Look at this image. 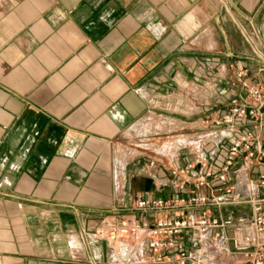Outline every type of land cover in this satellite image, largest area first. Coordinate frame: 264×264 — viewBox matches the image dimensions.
Returning a JSON list of instances; mask_svg holds the SVG:
<instances>
[{"label": "crops", "instance_id": "1", "mask_svg": "<svg viewBox=\"0 0 264 264\" xmlns=\"http://www.w3.org/2000/svg\"><path fill=\"white\" fill-rule=\"evenodd\" d=\"M254 52L264 0H0V264H146L98 233L162 196L146 159L181 164L174 127L264 87Z\"/></svg>", "mask_w": 264, "mask_h": 264}, {"label": "built area", "instance_id": "2", "mask_svg": "<svg viewBox=\"0 0 264 264\" xmlns=\"http://www.w3.org/2000/svg\"><path fill=\"white\" fill-rule=\"evenodd\" d=\"M264 71L262 53L248 56ZM238 65L231 84L247 76ZM264 87L249 82L239 97L193 123L197 131L233 134L225 155L207 139L190 141L178 166L146 159L153 188L137 194L132 220L98 235L127 242L146 264H264ZM159 167L158 177L153 169Z\"/></svg>", "mask_w": 264, "mask_h": 264}, {"label": "rangeland", "instance_id": "3", "mask_svg": "<svg viewBox=\"0 0 264 264\" xmlns=\"http://www.w3.org/2000/svg\"><path fill=\"white\" fill-rule=\"evenodd\" d=\"M173 114H178V115H180V113H178V111L177 110H175L174 112H173ZM193 126L192 125H190V126H187L185 129H179L178 130V128H176V127H174L173 128V134L172 135H174V137L173 138H171L172 140H170L174 145L175 144H178V143H182V144H185V145H187L190 141H192L193 140V138L192 137H188L189 136V134H193V133H196V131H195V129H193L192 128ZM171 128V127H170ZM184 133L183 135V137H181V136H176V135H179V134H177V133ZM220 149H221V147H220ZM176 149H175V146L174 147H172V149L170 148V151L172 152V153H175L176 151H175Z\"/></svg>", "mask_w": 264, "mask_h": 264}, {"label": "water", "instance_id": "4", "mask_svg": "<svg viewBox=\"0 0 264 264\" xmlns=\"http://www.w3.org/2000/svg\"><path fill=\"white\" fill-rule=\"evenodd\" d=\"M261 113H264V106L262 107V109L260 110Z\"/></svg>", "mask_w": 264, "mask_h": 264}]
</instances>
